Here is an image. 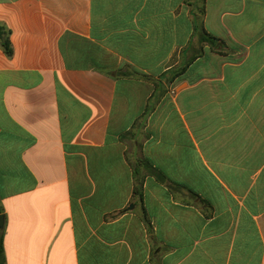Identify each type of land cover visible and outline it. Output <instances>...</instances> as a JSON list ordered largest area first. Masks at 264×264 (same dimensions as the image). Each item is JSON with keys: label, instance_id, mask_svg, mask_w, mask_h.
Listing matches in <instances>:
<instances>
[{"label": "crops", "instance_id": "0c3cea01", "mask_svg": "<svg viewBox=\"0 0 264 264\" xmlns=\"http://www.w3.org/2000/svg\"><path fill=\"white\" fill-rule=\"evenodd\" d=\"M0 26L4 264H264V0H0Z\"/></svg>", "mask_w": 264, "mask_h": 264}, {"label": "trees", "instance_id": "16d2710c", "mask_svg": "<svg viewBox=\"0 0 264 264\" xmlns=\"http://www.w3.org/2000/svg\"><path fill=\"white\" fill-rule=\"evenodd\" d=\"M200 11H202V10H200ZM201 40L211 42L213 40V38L207 34H203L201 37ZM0 46L2 47V49L6 55H8V56L11 55L12 51H11L10 44H9L8 32L2 26H0ZM139 163H141L143 166H145V168L148 172L153 171L149 166H147L146 162L140 160ZM140 189H141V182L138 181L136 186L134 187V193L138 196L140 195ZM0 264H4L3 235H2L1 229H0Z\"/></svg>", "mask_w": 264, "mask_h": 264}, {"label": "water", "instance_id": "95a60500", "mask_svg": "<svg viewBox=\"0 0 264 264\" xmlns=\"http://www.w3.org/2000/svg\"><path fill=\"white\" fill-rule=\"evenodd\" d=\"M3 222H4L3 216L0 215V229H2V227H3Z\"/></svg>", "mask_w": 264, "mask_h": 264}]
</instances>
